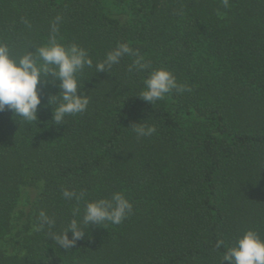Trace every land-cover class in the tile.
Instances as JSON below:
<instances>
[{
  "label": "trees",
  "instance_id": "1",
  "mask_svg": "<svg viewBox=\"0 0 264 264\" xmlns=\"http://www.w3.org/2000/svg\"><path fill=\"white\" fill-rule=\"evenodd\" d=\"M57 16L58 41L93 60L78 73L90 103L57 124L49 74L36 120L0 111V264H231L246 231L264 239V0H0V42L35 55ZM121 41L145 66L125 55L96 71ZM161 67L186 87L153 105L139 94ZM115 192L133 206L122 223L87 225L69 249L52 240Z\"/></svg>",
  "mask_w": 264,
  "mask_h": 264
},
{
  "label": "clouds",
  "instance_id": "2",
  "mask_svg": "<svg viewBox=\"0 0 264 264\" xmlns=\"http://www.w3.org/2000/svg\"><path fill=\"white\" fill-rule=\"evenodd\" d=\"M221 3L227 8L229 0H221ZM218 15L222 16V13L218 12ZM61 20L60 16L55 18L51 27L52 35L45 44L36 48L35 55L29 51L17 59L11 55L9 46L0 42V111L7 107L13 110L15 117L27 122L36 120L42 99L38 83L49 74L53 77V83L59 81L60 88L59 94L52 95L49 99V104L53 106L54 121L61 124L67 116L86 111L90 100L86 94H78L81 87L78 73L86 66L92 67L93 60L86 49L77 43L65 45L58 41L55 34L59 32ZM125 55L137 57L129 71L145 66L142 64L143 57L134 52L130 43L121 41L106 54L103 61L96 63V71H106ZM185 87L178 83L170 69L161 67L154 69L145 79L139 96L154 105L171 90L183 92ZM132 130L138 137L151 136L155 132L154 127L143 123L134 124ZM62 195L66 200H71L79 199L82 193L78 195L65 189ZM132 208L130 200L122 192L113 193L110 199L89 201L82 220L72 219L65 231L53 233L51 238L63 249L73 248L85 236V226H102L105 223L119 225L132 212ZM40 220L39 228L44 225L51 227L55 223L43 211L40 213ZM69 231L73 234L71 239ZM221 244L222 241L217 246ZM225 260L231 264H264V239L256 231L249 229L238 238L234 246L227 248L223 257V261Z\"/></svg>",
  "mask_w": 264,
  "mask_h": 264
},
{
  "label": "rangeland",
  "instance_id": "3",
  "mask_svg": "<svg viewBox=\"0 0 264 264\" xmlns=\"http://www.w3.org/2000/svg\"><path fill=\"white\" fill-rule=\"evenodd\" d=\"M23 201L25 202V199Z\"/></svg>",
  "mask_w": 264,
  "mask_h": 264
}]
</instances>
